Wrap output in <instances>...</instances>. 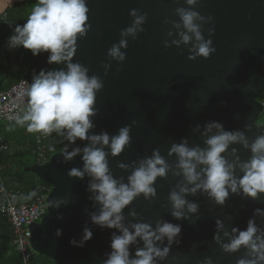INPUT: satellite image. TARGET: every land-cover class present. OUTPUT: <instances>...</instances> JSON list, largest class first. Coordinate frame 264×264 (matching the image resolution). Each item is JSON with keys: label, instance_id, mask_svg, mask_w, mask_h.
Instances as JSON below:
<instances>
[{"label": "water", "instance_id": "obj_1", "mask_svg": "<svg viewBox=\"0 0 264 264\" xmlns=\"http://www.w3.org/2000/svg\"><path fill=\"white\" fill-rule=\"evenodd\" d=\"M201 4L196 10L201 15L214 17L215 32L211 38L216 52L208 59L193 61L188 59L187 51L191 43L187 47L167 49L162 43L165 32L171 27L164 25L163 20H178L174 9L186 7L183 0L180 5L172 0H87V23L91 28L86 36H78L72 62L82 64L89 69V76L97 74L104 81V88L97 93L98 114L92 118L95 127L90 134L107 131L115 135L119 128L137 121L131 128V145L119 156L113 157L105 147L112 174L118 179L123 177L124 183L128 182L138 161L150 157L153 149H159L175 169L177 157L168 155L171 144L187 138L190 147H205L206 137L201 133L209 121L220 122L225 130H244L245 125H252L246 132L250 143L264 133V124H256L264 112L263 104L257 100L264 92V0H201ZM131 9L148 14L143 25L145 31L135 41L128 39L127 49L122 50L126 52V61L122 65L113 61L105 77L101 65L107 62V50L119 41L120 31L131 24ZM209 27L205 25L203 29L206 39ZM49 55L42 52L35 56L22 75L21 79L29 86L41 69L67 70L64 62L49 64ZM197 124L200 131L194 132ZM87 144L88 141L78 138L75 144L69 145V150L82 149ZM232 147L238 149L241 160L250 158L251 152L238 144L231 145L229 153ZM81 155L71 162L58 163L62 160L60 151L51 155L46 163L35 164L30 169L37 179L49 186V192L45 214L28 226L29 246L35 255L55 264H101L105 253L111 251V233L117 231L91 224L88 213L98 211L99 205L94 207L95 202L89 199L90 177L85 175L81 180L67 175L73 167L83 168ZM228 159L231 161L234 157L229 154ZM118 162L130 167L122 169L117 166ZM240 174L237 169V175ZM180 182L182 177L173 176L171 171L167 179L158 177L154 185L157 198L146 200L143 194L136 198L123 210L125 225L148 222L155 226L158 220L181 225L179 246L173 244L168 260L158 261V264H197V260L205 256L212 257L216 264H236L243 249L234 254L221 251L213 241L215 220L221 219L229 229L246 228L254 210L264 209V195L259 200L230 195L223 207L214 205L200 193L189 195L186 198L200 206L199 219L186 213L190 219L176 220L170 214L167 197ZM65 198L67 204L48 207L49 200ZM129 209H134L138 215L130 216ZM257 224L264 228V220L258 219ZM86 225L92 228V239L83 247L73 246L70 241H79ZM57 229L62 230L59 237ZM137 246L142 247V242L130 247L132 255Z\"/></svg>", "mask_w": 264, "mask_h": 264}, {"label": "clouds", "instance_id": "obj_2", "mask_svg": "<svg viewBox=\"0 0 264 264\" xmlns=\"http://www.w3.org/2000/svg\"><path fill=\"white\" fill-rule=\"evenodd\" d=\"M172 2L180 5V0ZM183 4L186 7L177 6L174 9L178 20H163L164 25L171 27L165 32L166 38L162 43L166 49L173 46L181 48V45L187 47L191 43V47H187L189 60L208 59L216 52L211 38L215 32L214 17L201 15L196 10L198 5L202 7L201 0H183ZM88 12L87 0H38L26 23L15 26L14 34L8 39L10 48L23 46L33 56L48 52L49 64L64 62L67 68L66 71L41 69L34 76L30 86L19 93V96L27 97V103L17 123L26 125L29 133L50 136L55 132L63 137L68 143L64 144L62 160L58 163L71 162L82 154L83 168L73 167L67 175L81 180L85 175L90 177L87 186V191L91 193L89 199L95 202L94 207L99 205L98 211L88 213L91 224L100 229H115L119 233H111V251L105 253L106 258L101 264H158V261L168 260L173 244L179 246L181 225L158 220L155 226L137 222L129 227L124 223L123 210L141 194L146 200H155L157 178L167 179L170 171L173 176L182 177V182L177 183L167 197L171 205L170 214L176 220L190 219L187 214L196 215L199 219V204L186 198L197 193L220 207L225 206L230 195L259 200L264 195V133L250 143L246 132L251 130L252 125H245L244 130H225L220 122L209 121L201 133L206 137L205 147H190L187 138L171 144L168 155L175 154L177 157L175 169L167 163L159 149H153L150 157L138 161L127 183L123 182V177L116 178L110 170L109 153L105 147L110 149L113 157L119 156L131 145V128L137 121L119 128L115 135L107 131L90 134L95 127L92 118L98 114L95 107L97 93L104 88V81L97 74L89 76V69L82 64L72 62L78 36H86L91 28L87 23ZM129 15L132 17L131 24L120 31L119 41L107 50V62L101 65L105 77L113 61L120 65L126 61V52L122 50L127 49L128 39L135 41L145 31L143 25L148 14L131 9ZM205 25H210L207 39L203 34ZM193 131H200V125L197 124ZM78 138L88 141L87 146L69 150V145L75 144ZM237 144L251 152L249 159L241 160L235 147L229 153L230 146ZM49 150L55 151V148L50 147ZM229 154L234 157L231 161ZM117 166L125 170L130 167L122 162H118ZM237 169L240 175H237ZM67 202V198L51 199L48 207L59 208ZM128 214L133 217L138 215L134 209H129ZM258 219L264 220V209L259 207L244 229L236 226L226 228L224 221L217 218L213 241L225 254L243 249V255L236 260V264H264V228L258 226ZM61 231L56 230L57 237ZM92 236V228L86 225L80 240L73 239L70 243L83 247ZM138 241L143 246H137L132 255L130 247L137 245ZM197 264H216V261L205 256L197 260Z\"/></svg>", "mask_w": 264, "mask_h": 264}, {"label": "trees", "instance_id": "obj_3", "mask_svg": "<svg viewBox=\"0 0 264 264\" xmlns=\"http://www.w3.org/2000/svg\"><path fill=\"white\" fill-rule=\"evenodd\" d=\"M38 0H21L19 3L0 14V49L4 58V65L0 64V91H5L21 80L35 56L30 50L19 46L10 48L8 39L14 34L17 24L26 23L32 9ZM4 17V18H3ZM262 99L259 100V98ZM257 100L264 103V92L260 93ZM264 118V113L261 115ZM264 124V119L257 125ZM7 127V128H6ZM37 133H29L26 125L1 126L0 136L7 145L8 150L0 153V180L8 191H20L27 194L37 185H45L30 171L35 165L30 150L37 142L34 136ZM52 142L47 147V157L58 153L64 147L66 140L55 132L51 134ZM54 147L55 151H50ZM29 161H31L29 163ZM0 264H21L20 257L12 246V231L4 218L0 216ZM30 264H55L49 259L33 255Z\"/></svg>", "mask_w": 264, "mask_h": 264}, {"label": "built area", "instance_id": "obj_4", "mask_svg": "<svg viewBox=\"0 0 264 264\" xmlns=\"http://www.w3.org/2000/svg\"><path fill=\"white\" fill-rule=\"evenodd\" d=\"M28 87L29 85L21 79L7 90L0 91V127L20 125L17 118L23 115L27 97H21L19 93ZM262 104L264 106V103ZM34 140L37 144L31 148L30 153L35 164L42 165L49 159L46 152L52 142V136L37 133ZM7 150L8 147L0 136V153ZM48 192L49 186L46 184L35 186L27 194L8 191L0 180V216L11 228L12 246L20 257L21 264H30L31 258L35 255L29 246L28 226L39 221L45 214Z\"/></svg>", "mask_w": 264, "mask_h": 264}, {"label": "crops", "instance_id": "obj_5", "mask_svg": "<svg viewBox=\"0 0 264 264\" xmlns=\"http://www.w3.org/2000/svg\"><path fill=\"white\" fill-rule=\"evenodd\" d=\"M17 3H19V0H0V14H2L6 8L12 7Z\"/></svg>", "mask_w": 264, "mask_h": 264}, {"label": "rangeland", "instance_id": "obj_6", "mask_svg": "<svg viewBox=\"0 0 264 264\" xmlns=\"http://www.w3.org/2000/svg\"><path fill=\"white\" fill-rule=\"evenodd\" d=\"M21 0H19V2H20ZM0 64H3L4 65V58H3V55H2V50L0 49ZM259 98V97H258ZM259 100H261L262 101V99H260L259 98ZM264 118H263V116H260L258 119H257V121H256V124H258V123H260V122H262V120H263ZM7 128V127H6ZM31 161H29V163H30Z\"/></svg>", "mask_w": 264, "mask_h": 264}]
</instances>
